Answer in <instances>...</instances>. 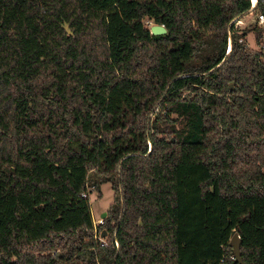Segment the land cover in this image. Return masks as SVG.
I'll list each match as a JSON object with an SVG mask.
<instances>
[{
	"label": "trees",
	"instance_id": "1",
	"mask_svg": "<svg viewBox=\"0 0 264 264\" xmlns=\"http://www.w3.org/2000/svg\"><path fill=\"white\" fill-rule=\"evenodd\" d=\"M251 7L0 0V264H239L235 233L264 264V29L255 50L237 28ZM89 182L116 192L102 224Z\"/></svg>",
	"mask_w": 264,
	"mask_h": 264
},
{
	"label": "rangeland",
	"instance_id": "2",
	"mask_svg": "<svg viewBox=\"0 0 264 264\" xmlns=\"http://www.w3.org/2000/svg\"><path fill=\"white\" fill-rule=\"evenodd\" d=\"M257 17V14L251 13L249 16L242 18L241 21L237 22V28L240 31H249L247 42L249 43L250 47L255 50L260 49V46H258L256 42L255 31L253 30L255 26L258 27ZM149 25L151 26L153 24L150 22ZM262 43H264V36ZM93 177L94 175L92 173L90 178ZM87 193L90 197L94 223H97L98 220L103 219L102 215L104 213H106V216L108 215L110 208L114 203L116 192L113 190L111 183L101 184L99 190L96 189V187H94L91 182H89Z\"/></svg>",
	"mask_w": 264,
	"mask_h": 264
},
{
	"label": "water",
	"instance_id": "3",
	"mask_svg": "<svg viewBox=\"0 0 264 264\" xmlns=\"http://www.w3.org/2000/svg\"><path fill=\"white\" fill-rule=\"evenodd\" d=\"M150 32L152 35L155 36H161L165 35L167 33V29L164 25L159 24H153L150 27ZM233 88V87H231ZM106 217V213L102 215V218L104 219ZM230 244L232 246V254L234 256L235 262L239 264H244L242 255H241V245H240V236L235 233L230 241Z\"/></svg>",
	"mask_w": 264,
	"mask_h": 264
},
{
	"label": "built area",
	"instance_id": "4",
	"mask_svg": "<svg viewBox=\"0 0 264 264\" xmlns=\"http://www.w3.org/2000/svg\"><path fill=\"white\" fill-rule=\"evenodd\" d=\"M251 4H252V10L255 9L256 5H257V0H251ZM257 23L263 27L264 29V14H259L258 17H257ZM262 47L264 48V43L262 45ZM84 197H87L88 195L87 194H84L83 195ZM103 223V219H100L97 221V223H95V225H98V224H102Z\"/></svg>",
	"mask_w": 264,
	"mask_h": 264
}]
</instances>
